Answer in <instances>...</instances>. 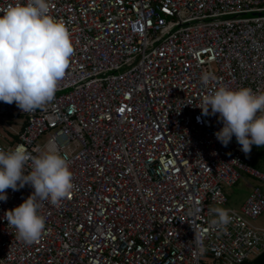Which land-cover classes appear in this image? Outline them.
I'll return each instance as SVG.
<instances>
[{
	"label": "built area",
	"instance_id": "1",
	"mask_svg": "<svg viewBox=\"0 0 264 264\" xmlns=\"http://www.w3.org/2000/svg\"><path fill=\"white\" fill-rule=\"evenodd\" d=\"M13 3L0 0V15ZM49 14L70 32L69 68L43 108L0 101V123L15 135L0 148L23 144L36 155L54 143L75 187L57 205L41 202L46 231L32 245L4 214L34 189L6 190L0 264H204L206 255L245 264L264 255L254 224L264 170L235 136L223 146L219 114L199 108L219 86L264 91V0H50ZM244 176L255 180L248 196L225 208L226 228L213 226L210 209Z\"/></svg>",
	"mask_w": 264,
	"mask_h": 264
},
{
	"label": "clouds",
	"instance_id": "2",
	"mask_svg": "<svg viewBox=\"0 0 264 264\" xmlns=\"http://www.w3.org/2000/svg\"><path fill=\"white\" fill-rule=\"evenodd\" d=\"M49 9L50 0H15L0 15V101L15 103L23 113L53 101L74 54L65 22L51 16ZM210 78L202 75V84L207 86ZM199 108L205 116L219 114L223 127L215 136L223 146L235 136L246 156L253 145L264 147V91L219 86L202 97ZM36 152L33 155L23 144L0 148V201L7 200V189L18 191L26 184L34 189L23 203L4 214L16 238L26 245L46 231V218L39 212L41 202L57 205L75 187L68 157L54 143ZM210 211L215 214L213 226L226 228L231 222L228 209L213 207Z\"/></svg>",
	"mask_w": 264,
	"mask_h": 264
},
{
	"label": "rangeland",
	"instance_id": "3",
	"mask_svg": "<svg viewBox=\"0 0 264 264\" xmlns=\"http://www.w3.org/2000/svg\"><path fill=\"white\" fill-rule=\"evenodd\" d=\"M13 128H17L16 124L12 123ZM9 137H15L14 134L10 133V131L0 123V142L3 145L10 144L12 141L9 140ZM44 138L42 137L39 142H42ZM244 176L242 179H240L236 184L227 186L224 190L227 194L228 201L225 205H217L216 207H222V208H235L238 209L242 200L245 199L250 190L245 184ZM261 188L264 190V184L261 185ZM254 223L257 226L264 227V211L263 213L254 221ZM202 262L204 264H213L214 260L206 255L202 257Z\"/></svg>",
	"mask_w": 264,
	"mask_h": 264
},
{
	"label": "trees",
	"instance_id": "4",
	"mask_svg": "<svg viewBox=\"0 0 264 264\" xmlns=\"http://www.w3.org/2000/svg\"><path fill=\"white\" fill-rule=\"evenodd\" d=\"M252 152L254 154L251 164L254 167L264 170L260 164L264 163V147H257L256 145L252 147ZM245 264H264V255H260L251 261H246Z\"/></svg>",
	"mask_w": 264,
	"mask_h": 264
},
{
	"label": "crops",
	"instance_id": "5",
	"mask_svg": "<svg viewBox=\"0 0 264 264\" xmlns=\"http://www.w3.org/2000/svg\"><path fill=\"white\" fill-rule=\"evenodd\" d=\"M260 166L261 167H264V163H262V164H260ZM244 181H245V184H246V186L248 187V189L249 190H251V187L255 184V180H253V179H250V178H245L244 179ZM226 188V187H225ZM226 193V192H225ZM227 195V194H226ZM228 199V198H227ZM243 201H244V199L242 200V202H241V204L243 203ZM241 204H240V206H241ZM239 206V207H240ZM255 224V223H254ZM256 225V224H255ZM260 227V226H259ZM264 228V227H263Z\"/></svg>",
	"mask_w": 264,
	"mask_h": 264
}]
</instances>
